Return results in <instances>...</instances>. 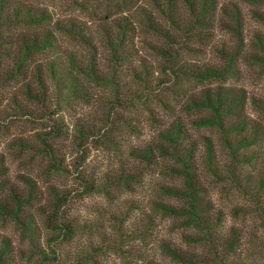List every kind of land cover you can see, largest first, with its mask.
I'll list each match as a JSON object with an SVG mask.
<instances>
[{"label": "trees", "instance_id": "1", "mask_svg": "<svg viewBox=\"0 0 264 264\" xmlns=\"http://www.w3.org/2000/svg\"><path fill=\"white\" fill-rule=\"evenodd\" d=\"M113 1L92 11L95 28L91 30L80 19L58 18L50 8L29 0H0V84L21 83L23 100L17 107L42 128L36 134V142L21 145L40 153L47 160L49 173L56 176L70 173L57 149L65 136V129L57 120L63 98L66 95L82 98L79 95H84L85 87L97 85L114 90V101L109 104L107 115L112 117L116 110L126 108L130 101L123 99L120 78L129 73L128 64L138 58L135 36L140 30L151 34L156 39L151 47L162 61L164 79L160 82L164 85L170 82L171 93L184 82L203 85L199 90L184 93L187 100L182 110L187 122L177 117L158 132L154 141L130 151V158L142 165L157 167L163 161L168 162L166 173L181 180L180 185L162 188L164 195L175 199L177 205L162 204L160 208L183 217L194 233L186 235V248L165 243L163 250L179 264H244L253 248L260 246L264 252V121L260 117L264 118V100L244 88L226 84V80L237 75L238 63L246 55L242 10L222 9L219 0H150L151 8L145 4L148 0ZM239 1L264 4V0ZM254 15L264 22V11L256 10ZM218 27L236 40L231 49L217 50L220 65L190 62L185 55L188 43L200 41L204 36L207 40L212 38ZM68 39L88 49L85 61L67 46ZM99 48L109 57L107 65H101L103 55ZM251 48L248 59L264 67V36L256 35ZM140 66L141 71L133 69L135 82L148 89L150 67L142 62ZM133 94V102L145 96L139 90ZM168 112L172 115L174 110L168 107ZM115 125L112 118L105 122V127L111 130ZM205 129L218 134L219 146L215 147L211 137L200 134ZM93 130L79 127L77 140L93 138ZM203 148L205 156L200 157ZM219 152L226 156L224 160ZM81 167L78 162L75 168L79 185L49 188L51 200L39 211L55 237L48 239V249L35 250L38 259L31 257L34 264H62L56 258L60 250L56 242L60 238L70 241L76 234L75 224L66 215L72 201L108 186L99 185ZM138 173V168L133 172L122 170L112 178V184L116 188H129ZM7 178L8 169L1 156L0 215L29 230L34 218L26 214L33 211L34 202L43 200L31 178L23 177L28 185L26 191ZM210 182L229 187L248 199L250 213L260 220L257 234L235 226L224 227L225 214L215 208ZM16 258L12 242L0 235V264H19Z\"/></svg>", "mask_w": 264, "mask_h": 264}, {"label": "rangeland", "instance_id": "2", "mask_svg": "<svg viewBox=\"0 0 264 264\" xmlns=\"http://www.w3.org/2000/svg\"><path fill=\"white\" fill-rule=\"evenodd\" d=\"M29 1L50 8L58 18L80 19L91 30L95 28L92 11L114 2ZM219 1L220 7L226 8L227 11L235 7L242 10L243 38L246 47V55L237 66V75L226 80V84L244 88L250 95L264 100V67L252 64L247 54L252 49L256 35L264 36V22L254 15L256 10L264 11V4L250 5L239 0ZM145 4L151 8L150 0L145 1ZM66 42L68 47L78 53L80 59L86 60L87 48L72 39ZM152 42H156V39L142 30L135 36L138 58L132 64H128L129 73H125L119 82L123 99L126 98L130 103L126 108L116 110L112 117L107 113L109 104L114 101V90L91 85L82 91L83 96L79 95L82 98H74L71 95L63 98L57 120L65 129V136L57 149L70 173L60 176L49 173L47 160L40 153L21 145L36 142V134L42 131L37 121L28 118L17 107V103L23 100L21 83L0 84V157L3 156L5 159L7 179L17 184L20 190L26 191L28 185L24 183L23 177L31 178L38 197L43 200L34 202L33 211L26 214H31L34 218L29 230L20 228L13 221L6 220L0 215V235L12 242L17 257L16 263L34 264L35 260L31 257L38 259L35 250L48 249L47 241L52 238L53 233L46 227L44 216L39 209L48 205L51 200L48 193L51 185L68 188L79 185L77 184L79 175L75 168L80 162L81 171L92 176L99 185L105 184L109 187L72 201L66 215L75 224L76 234L70 241L60 238L56 242L60 248L56 258L62 264H179L166 254L163 244L170 243L186 248L188 244L186 235L194 233V230L185 225L183 217L170 215L160 206L177 205L175 199L164 195L162 188L180 185L181 180L166 173L168 162L163 161L162 165L157 167L142 165L130 158V151L144 148L154 141L158 132L169 126L177 117L184 118L185 122L187 116L182 110V105L187 99L184 93L199 90L203 85L184 82L179 84L176 89L178 92L171 93L169 88L173 85L170 82L167 85L160 82L164 79L161 73L162 61L152 49ZM235 44V38L218 27L212 38L207 40L204 36L200 41H190L185 55L190 62L201 66H219L221 60L217 50L231 49ZM101 50L102 48H99V52ZM101 55H103L100 58L101 65H107L109 57L103 51ZM139 61L150 67L148 89L143 83L135 82L133 69L141 71ZM135 90L142 91L145 95L142 100L133 102ZM160 95L164 102H161ZM168 107L174 110L172 115L169 114ZM260 117L264 121L261 115ZM111 118L116 124L112 130L105 127L106 120L110 121ZM81 126H84L85 130L94 129V137L88 141L77 140ZM200 134L211 137L215 147L219 146V136L215 131L205 129ZM203 151L204 148L200 152V157L205 156ZM219 154L224 160L226 157L224 153ZM137 168L138 178L129 188L113 186L112 178L121 174L122 170L133 172ZM210 186L215 208L225 214L224 227L229 229L235 226L246 229L251 234H257L260 220L250 213L248 199L235 191H230V188L224 185L210 182ZM236 211L239 214H236ZM259 247L250 251L245 257L244 264H264V252L262 253ZM196 250L201 252L202 249Z\"/></svg>", "mask_w": 264, "mask_h": 264}]
</instances>
